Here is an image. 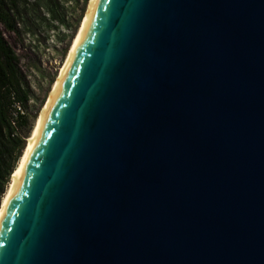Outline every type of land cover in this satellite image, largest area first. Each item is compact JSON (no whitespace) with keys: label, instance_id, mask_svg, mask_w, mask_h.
<instances>
[{"label":"water","instance_id":"95a60500","mask_svg":"<svg viewBox=\"0 0 264 264\" xmlns=\"http://www.w3.org/2000/svg\"><path fill=\"white\" fill-rule=\"evenodd\" d=\"M0 264H264V0H89Z\"/></svg>","mask_w":264,"mask_h":264},{"label":"rangeland","instance_id":"374dc122","mask_svg":"<svg viewBox=\"0 0 264 264\" xmlns=\"http://www.w3.org/2000/svg\"><path fill=\"white\" fill-rule=\"evenodd\" d=\"M87 1L54 0L52 3L49 0H25L17 23L18 33H4L28 82L30 95L27 107L21 109L31 126L65 58ZM26 128H18V131L23 132Z\"/></svg>","mask_w":264,"mask_h":264},{"label":"trees","instance_id":"16d2710c","mask_svg":"<svg viewBox=\"0 0 264 264\" xmlns=\"http://www.w3.org/2000/svg\"><path fill=\"white\" fill-rule=\"evenodd\" d=\"M49 1L53 3L54 0ZM24 6L25 0H0V199L32 127L28 116L19 112L14 118L15 124L11 123L14 104L25 109L30 89L19 68L17 55L4 37L5 32L18 33L17 23ZM25 126L26 130L18 131Z\"/></svg>","mask_w":264,"mask_h":264},{"label":"bare ground","instance_id":"6f19581e","mask_svg":"<svg viewBox=\"0 0 264 264\" xmlns=\"http://www.w3.org/2000/svg\"><path fill=\"white\" fill-rule=\"evenodd\" d=\"M89 1V0H88ZM88 1H87V4H88ZM87 6V5H86ZM84 14V13H83ZM83 16V15H82ZM82 19V18H81ZM80 23H81V20H80V22H79V25H78V28H79V26H80ZM78 28H77V30H78ZM77 30H76V32H77ZM76 32H75V34H76ZM75 34H74V37H75ZM74 37H73V39H74ZM73 39H72V41H73ZM72 41H71V43H72ZM71 43H70V45H71ZM70 45H69V47H70ZM69 47H68V49H69ZM68 49H67V51H68ZM66 54H67V52H66ZM66 56V55H65ZM63 62V61H62ZM62 64V63H61ZM61 66V65H60ZM57 76V75H56ZM56 76H55V78H56ZM55 78H54V80H55ZM54 80H53V82H52V84H51V87H52V85H53V83H54ZM51 87H50V89H51ZM50 89H49V92H50ZM49 92H48V94H49ZM48 94H47V96H48ZM47 96H46V98H47ZM46 101V100H45ZM45 101H44V103H45ZM44 103H43V105H44ZM43 105L41 106V108H40V110H39V113H40V111H41V109H42V107H43ZM39 113L37 114V116L39 115ZM37 116H36V118H37ZM36 118H35V120H36ZM35 120H34V122H35ZM34 122H33V124H34ZM33 126V125H32ZM32 128V127H31ZM31 130V129H30ZM30 133V132H29ZM28 137H29V134H28V136L26 137V140H25V144H24V147H23V149H22V152H21V154H20V156H19V158H18V160H17V162H16V165H15V167L13 168V170H12V172H11V174H10V176H9V178L11 177V175L17 170V168L19 167V165H20V163H21V160H22V157H23V155H24V151H25V148H26V144H27V141H28ZM8 182H9V180H8ZM8 182H7V185H6V187H5V190H4V193H5V191H6V189H7V187H8ZM4 193L2 194V196H1V199H0V203H1V200H2V198H3V196H4Z\"/></svg>","mask_w":264,"mask_h":264},{"label":"built area","instance_id":"2783aa9c","mask_svg":"<svg viewBox=\"0 0 264 264\" xmlns=\"http://www.w3.org/2000/svg\"><path fill=\"white\" fill-rule=\"evenodd\" d=\"M14 112H12V118H11V123L12 124H15V117H16V113L19 112V113H22V109H21V106L17 103L14 104Z\"/></svg>","mask_w":264,"mask_h":264}]
</instances>
